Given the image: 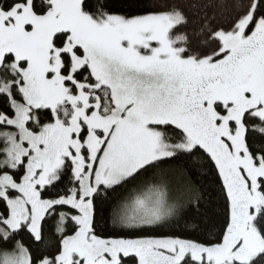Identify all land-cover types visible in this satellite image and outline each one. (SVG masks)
<instances>
[{
	"label": "snow or ice",
	"instance_id": "obj_1",
	"mask_svg": "<svg viewBox=\"0 0 264 264\" xmlns=\"http://www.w3.org/2000/svg\"><path fill=\"white\" fill-rule=\"evenodd\" d=\"M0 264H264V0H0Z\"/></svg>",
	"mask_w": 264,
	"mask_h": 264
},
{
	"label": "trees",
	"instance_id": "obj_2",
	"mask_svg": "<svg viewBox=\"0 0 264 264\" xmlns=\"http://www.w3.org/2000/svg\"><path fill=\"white\" fill-rule=\"evenodd\" d=\"M122 189H117V193L122 192ZM203 191H204V203L208 209V211L217 218L218 223L223 221L224 215H225V204L222 199H220L219 195L212 191V186L207 182H203ZM50 225L52 226L54 230V222H50ZM215 232V229L212 230ZM181 235H184V233H180ZM187 238L199 241V242H207L208 240L212 239L213 236L210 235L208 232L204 233H194L190 236H187Z\"/></svg>",
	"mask_w": 264,
	"mask_h": 264
}]
</instances>
